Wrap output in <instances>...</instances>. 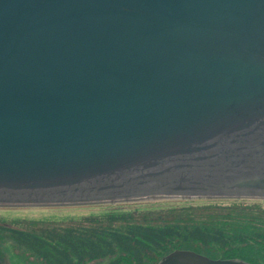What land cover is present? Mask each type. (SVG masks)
I'll return each mask as SVG.
<instances>
[{
	"label": "water",
	"instance_id": "obj_1",
	"mask_svg": "<svg viewBox=\"0 0 264 264\" xmlns=\"http://www.w3.org/2000/svg\"><path fill=\"white\" fill-rule=\"evenodd\" d=\"M161 192L264 198V0H0V201Z\"/></svg>",
	"mask_w": 264,
	"mask_h": 264
},
{
	"label": "trees",
	"instance_id": "obj_2",
	"mask_svg": "<svg viewBox=\"0 0 264 264\" xmlns=\"http://www.w3.org/2000/svg\"><path fill=\"white\" fill-rule=\"evenodd\" d=\"M168 211L87 216L67 225L29 222L22 229L0 225V230L40 264H88L107 256L157 264L174 249L264 264V204L235 200ZM211 249L219 256H210Z\"/></svg>",
	"mask_w": 264,
	"mask_h": 264
},
{
	"label": "rangeland",
	"instance_id": "obj_3",
	"mask_svg": "<svg viewBox=\"0 0 264 264\" xmlns=\"http://www.w3.org/2000/svg\"><path fill=\"white\" fill-rule=\"evenodd\" d=\"M235 200H241L248 204H264V198L259 197H207L202 195L189 196L162 192L143 195L142 197L132 199H122L115 202L67 204L55 202L33 203L0 201V225L20 229L24 228L23 226L27 225L29 222L44 225H67L73 221H80L83 217L87 216H106L130 212L138 213V217H149L153 216V213L159 211L167 215L166 213H169L168 210L174 208L188 210L191 207H198L211 203L230 205L231 202ZM211 250L214 254L209 252L210 256H219L214 249ZM116 261L120 262L117 263ZM126 261L127 260H123L122 258H116V256H107L99 260L91 261L88 264H131L130 261ZM0 262L2 264H40L33 252L16 244L2 230H0Z\"/></svg>",
	"mask_w": 264,
	"mask_h": 264
}]
</instances>
